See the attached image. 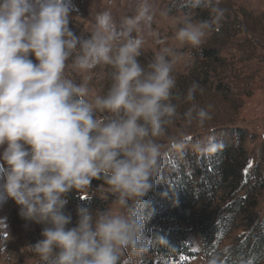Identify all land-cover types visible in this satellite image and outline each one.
Segmentation results:
<instances>
[{
	"label": "clouds",
	"instance_id": "obj_1",
	"mask_svg": "<svg viewBox=\"0 0 264 264\" xmlns=\"http://www.w3.org/2000/svg\"><path fill=\"white\" fill-rule=\"evenodd\" d=\"M190 3L207 9L209 19L186 14L175 38L198 47L225 9L220 0ZM72 10L70 0H0V192L20 206L22 219L46 225L44 238L28 246L43 264H122L124 250L147 247L145 217L133 207L146 209L159 178L161 138L181 148L183 135H168V126L174 119L203 125L212 105L177 113L172 72L181 53L173 48H161L146 66L138 61L141 25L152 20L147 0L118 24L110 11L99 12L86 38L70 29ZM98 66L112 69L111 85L89 99L88 79L77 82L65 70ZM197 90L194 81L183 101H194ZM94 178L110 186L127 214L78 206L76 226L67 227L66 194Z\"/></svg>",
	"mask_w": 264,
	"mask_h": 264
},
{
	"label": "rangeland",
	"instance_id": "obj_2",
	"mask_svg": "<svg viewBox=\"0 0 264 264\" xmlns=\"http://www.w3.org/2000/svg\"><path fill=\"white\" fill-rule=\"evenodd\" d=\"M140 2L141 0H70L73 10L69 17V27L78 37L86 38L90 36L89 31L94 26L96 14L110 11L118 24L124 17L135 16ZM189 2L190 0H147L152 20L147 25H141L145 38L141 57L150 61L163 47H171L181 53L172 72L179 86L178 94L175 95L179 97L175 100L177 113L182 117L193 103L203 108L212 105L208 109L212 118L203 125L195 121L188 124L186 119H177L168 126L167 134L183 135L181 148L195 151L215 139L236 141L234 132H244V147L250 159V169L257 167L264 171V0H220V7L225 9V14L198 47L175 38L186 14L190 13L195 21L201 20L189 7ZM149 32L153 35H148ZM202 50L217 52L218 61L203 59L200 56ZM30 58L38 63L34 55ZM111 71L109 66H98L86 72L66 68L65 74L77 82L88 79L91 90L89 99H92L106 94L111 85ZM199 73L206 80L200 86L203 91L197 90L194 101L186 103L183 97ZM161 142L164 144L163 158L170 149L166 137L161 138ZM2 152L3 147H0V153ZM78 194H92L98 199H109L106 209L114 214H127L126 209L114 203L111 190L86 189ZM65 211L72 212V220L77 222V210L66 205ZM194 212V216H197L196 211ZM260 212L264 215V194ZM19 213L20 206L0 192V248L5 249L0 253V264H43L28 246L44 238L41 233L46 225L26 221ZM186 229L188 241L194 246L197 256L183 259L182 264H209L211 260L205 253L204 240L199 235L196 222ZM233 244L236 241L231 237L221 248ZM137 258L139 254H134L131 250H124L121 255L122 260L135 262Z\"/></svg>",
	"mask_w": 264,
	"mask_h": 264
},
{
	"label": "trees",
	"instance_id": "obj_3",
	"mask_svg": "<svg viewBox=\"0 0 264 264\" xmlns=\"http://www.w3.org/2000/svg\"><path fill=\"white\" fill-rule=\"evenodd\" d=\"M189 7L201 20L209 19V11L203 6L192 7L189 2ZM200 56L218 61L217 52L212 50H202ZM137 59L143 66L149 62L141 56ZM194 81L200 86L206 82L200 73ZM178 88L176 82L172 99L175 104ZM234 133L236 141L215 139L195 151L169 147L161 158L159 178L144 198L146 209L133 207L145 217L147 247L139 253L131 250L139 258L135 262L121 259L122 264H182L183 259L195 258L197 252L188 241L186 229L194 226V222L210 260L215 259L217 264H264V215L260 212L264 171L257 167L250 169L245 133ZM100 188L110 190L103 179L94 178L90 186L73 189L65 197L68 208L77 210L78 206H85L94 213L106 209L109 199L78 194ZM76 224L72 220L67 227ZM231 237L236 244L222 249V244Z\"/></svg>",
	"mask_w": 264,
	"mask_h": 264
},
{
	"label": "snow or ice",
	"instance_id": "obj_4",
	"mask_svg": "<svg viewBox=\"0 0 264 264\" xmlns=\"http://www.w3.org/2000/svg\"><path fill=\"white\" fill-rule=\"evenodd\" d=\"M249 264H250V262H249Z\"/></svg>",
	"mask_w": 264,
	"mask_h": 264
}]
</instances>
